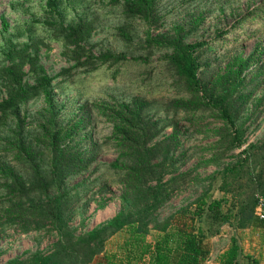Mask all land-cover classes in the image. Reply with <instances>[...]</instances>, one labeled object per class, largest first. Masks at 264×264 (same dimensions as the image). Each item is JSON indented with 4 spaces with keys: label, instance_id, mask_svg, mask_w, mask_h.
<instances>
[{
    "label": "rangeland",
    "instance_id": "obj_1",
    "mask_svg": "<svg viewBox=\"0 0 264 264\" xmlns=\"http://www.w3.org/2000/svg\"><path fill=\"white\" fill-rule=\"evenodd\" d=\"M46 3L47 0H0V101L10 91L4 74V67L10 64L5 48L10 40L19 49L26 48L32 56L37 54L47 74L54 77L52 86L60 108L58 123L70 124L66 143L75 151L86 152L82 170L72 174L65 185L70 199L67 218L71 229L77 234L90 231L120 209L121 173L111 166L116 159L109 140L112 127L100 114V108L103 103L134 98L148 103L146 113L159 121L164 129L162 136L177 127L183 145L176 154L180 155L178 173L187 175L174 185L178 189L173 188L172 199L157 212L160 222L175 217L172 230L175 229L177 211L188 206L193 209L196 199L206 191L208 197L224 199V209L232 216L236 203L230 194L219 189L220 175L210 176L235 162L249 144L264 141V76L255 105L240 117L239 123L246 129V143L231 152L219 143L218 129L224 128L221 121L199 111L196 115L204 114L206 119L190 125L182 113H177L174 101L185 93V88L163 61L169 53L151 47L147 39L173 35L176 28H181L183 33H188V42H207L213 50L207 46L201 51L203 79L237 55L251 56V68H254L264 62V0H156L150 21L128 17L123 4L113 0H57L60 17H53ZM80 18L88 23L89 35L83 42L86 54H125L129 61L107 64L92 72L87 67L71 68L73 63L65 49L52 39L53 19L70 23ZM3 19L8 26L3 24ZM23 71L24 80L34 84L27 65ZM45 107L43 95H35L20 104L18 112L10 111L0 124V264L30 253H46L56 240L50 225L39 231L24 232L16 221L2 214L3 209L16 201L9 169L25 178L33 165L46 175L50 171V155L38 144L43 126L49 121ZM19 140L33 146L36 152L33 161H25L26 154L17 153ZM160 235L151 230L137 246L129 233L122 230L106 241L104 254L96 261L126 264V254L131 253L133 264H146V258L144 261L141 256L142 247L152 245ZM232 236L246 253H264V227L234 230L227 225L219 235L208 239L212 252L227 249Z\"/></svg>",
    "mask_w": 264,
    "mask_h": 264
},
{
    "label": "trees",
    "instance_id": "obj_2",
    "mask_svg": "<svg viewBox=\"0 0 264 264\" xmlns=\"http://www.w3.org/2000/svg\"><path fill=\"white\" fill-rule=\"evenodd\" d=\"M113 1L123 4L128 17L147 21L153 17L156 5V0ZM46 6L53 17H60L62 12L57 0H47ZM2 22L8 26L5 19ZM53 22L52 39L65 49L73 63L71 68L87 67L88 72H92L107 64L129 61L125 54H86L83 42L89 29L83 19L70 23L53 19ZM175 30L173 35L149 36L147 42L151 47L169 53L163 61L185 88V93L174 101L177 113H182L190 125L205 120L204 114L208 113L224 126L218 129L219 143L225 144L231 152L241 148L246 143V129L239 123L240 117L256 103L263 83L264 62L251 68V56L237 55L212 71L208 79H203L201 51L208 43L188 42V33H183L181 28ZM7 42L5 48L10 64L4 67V74L10 91L8 97L0 101V124L10 111L18 112L20 104L35 95H43L49 121L43 126L38 144L48 151L51 162L48 175L36 165L32 166L27 178L9 169L10 186L16 201L3 209L2 214L16 221L14 223L24 232L39 231L50 225L56 240L46 253H30L4 264H98L96 260L104 254L106 241L122 230L129 233L135 244L151 230L161 234L155 243L142 247L141 256L143 260L146 258V264H240L243 252L236 237L230 238L228 248L218 253L215 261L208 239L219 235L225 225L234 230L264 227V220L256 215L260 203L264 205V141L249 144L237 155L235 162L226 164L221 172L210 176L220 175L219 189L230 194L236 203V212L232 216L224 209V199L208 197L206 191L196 199L193 209L188 206L177 211L178 225L172 230L175 217L160 222L157 212L170 202L173 188L178 189L174 185L187 175L178 173L180 155L176 154L183 146L179 129L175 127L170 134L162 136L164 129L159 121L147 115L148 103L143 99L103 103L100 114L112 127L109 140L116 152L111 166L121 173L120 209L94 229L77 234L68 225L70 199L65 185L72 174L82 170L86 152L75 151L66 143L70 124L58 123L60 108L52 86L54 77L47 74L37 54L32 56L26 48L19 49L10 40ZM26 65L34 76V84L24 80ZM251 86L253 89L249 88ZM199 111L204 114L196 115ZM16 150L19 155L26 154L25 161H33L36 155L33 146L24 140H19ZM36 198L39 199L36 201ZM130 254H126V264H133ZM248 263L260 264L252 257H248Z\"/></svg>",
    "mask_w": 264,
    "mask_h": 264
},
{
    "label": "crops",
    "instance_id": "obj_3",
    "mask_svg": "<svg viewBox=\"0 0 264 264\" xmlns=\"http://www.w3.org/2000/svg\"><path fill=\"white\" fill-rule=\"evenodd\" d=\"M246 249L242 250V257L240 259V264H249L248 257H252L258 260L260 264H264V253H246ZM218 253H212V260L215 261Z\"/></svg>",
    "mask_w": 264,
    "mask_h": 264
},
{
    "label": "built area",
    "instance_id": "obj_4",
    "mask_svg": "<svg viewBox=\"0 0 264 264\" xmlns=\"http://www.w3.org/2000/svg\"><path fill=\"white\" fill-rule=\"evenodd\" d=\"M256 215L261 219L264 220V205L260 203L258 208L256 209Z\"/></svg>",
    "mask_w": 264,
    "mask_h": 264
}]
</instances>
